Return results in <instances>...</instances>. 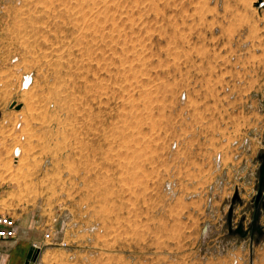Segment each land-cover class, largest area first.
<instances>
[{"label":"rangeland","instance_id":"1","mask_svg":"<svg viewBox=\"0 0 264 264\" xmlns=\"http://www.w3.org/2000/svg\"><path fill=\"white\" fill-rule=\"evenodd\" d=\"M258 2L0 0V206L37 242L55 227L72 246L35 264H264ZM219 151L249 175L213 217L188 195ZM8 247L24 264L30 247Z\"/></svg>","mask_w":264,"mask_h":264},{"label":"built area","instance_id":"2","mask_svg":"<svg viewBox=\"0 0 264 264\" xmlns=\"http://www.w3.org/2000/svg\"><path fill=\"white\" fill-rule=\"evenodd\" d=\"M0 18H1V6H0ZM0 37H1V25H0ZM28 82L26 83V80ZM32 82L31 75H25L23 77L22 84L24 87L28 88ZM185 99V96H183ZM251 145H252V138L249 136H244L238 139H233L229 142V147L232 150L230 159L232 158L233 161L238 163H242L243 159L246 156H249L251 153ZM176 147V145L174 146ZM226 157L224 156L222 151H219L214 156V172L217 174L213 182L206 187L198 190L197 192L190 193L188 198L198 199L201 198L204 201L203 204V212L207 216L216 217V210L217 206L216 203L219 199V195L221 191H226L228 189L232 192L231 198L234 200L235 196L240 193L239 186H232L230 185L229 178H233L238 180V183L242 181L245 182L247 175H249V170L247 168V164L244 168L241 167V164L235 166L233 164H226ZM234 187L233 190H231ZM166 191L171 194L172 196H176L177 190L175 189V184L169 182L165 186ZM238 199V196H237ZM236 199V200H237ZM55 222H58V219H55ZM234 221L232 218V225ZM77 226L78 223H76ZM238 226H236L237 228ZM97 227H86L84 230L87 232L95 231ZM19 237V225L18 220L11 216L9 213L5 212V210L0 206V243L4 241H13L17 242ZM52 246V247H59L65 250H69L72 248L70 243H68L65 239V236L59 237V232L55 229V227H48L44 232L43 239L41 242H36L32 245L35 249H38L41 253V250L45 247ZM37 262V261H36ZM35 262V263H36ZM34 263V264H35ZM237 264V261H236Z\"/></svg>","mask_w":264,"mask_h":264},{"label":"crops","instance_id":"3","mask_svg":"<svg viewBox=\"0 0 264 264\" xmlns=\"http://www.w3.org/2000/svg\"><path fill=\"white\" fill-rule=\"evenodd\" d=\"M20 230L21 229L19 228V237L17 242L4 241L0 243V264H9L12 259L10 252H3L4 246L17 247L23 242V244H26L31 248L32 245L38 241L39 237L32 235V232L29 231L25 234L24 230V232Z\"/></svg>","mask_w":264,"mask_h":264},{"label":"water","instance_id":"4","mask_svg":"<svg viewBox=\"0 0 264 264\" xmlns=\"http://www.w3.org/2000/svg\"><path fill=\"white\" fill-rule=\"evenodd\" d=\"M256 6L258 8L264 7L263 0H259L258 4H256ZM14 105L15 104H13V106ZM17 109H21V106H18ZM263 160H264V158H263ZM263 190H264V161H263V165H262L261 170H260V189L258 192V196L256 198L257 203H259L261 198H262ZM236 199H237V196H235L234 200H236ZM232 211L233 210L231 209L229 212V216H228V222H229L230 229H232L231 228L232 213H233ZM237 232L241 233V229H238ZM39 255H40V251L38 249H35L34 247H31L24 264H34L37 261Z\"/></svg>","mask_w":264,"mask_h":264},{"label":"bare ground","instance_id":"5","mask_svg":"<svg viewBox=\"0 0 264 264\" xmlns=\"http://www.w3.org/2000/svg\"><path fill=\"white\" fill-rule=\"evenodd\" d=\"M29 79L26 80V83L28 82ZM27 89V88H26Z\"/></svg>","mask_w":264,"mask_h":264}]
</instances>
